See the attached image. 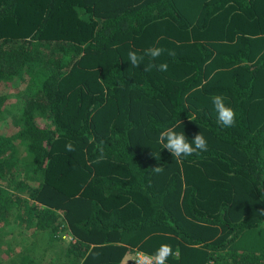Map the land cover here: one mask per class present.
Wrapping results in <instances>:
<instances>
[{
  "label": "trees",
  "instance_id": "trees-1",
  "mask_svg": "<svg viewBox=\"0 0 264 264\" xmlns=\"http://www.w3.org/2000/svg\"><path fill=\"white\" fill-rule=\"evenodd\" d=\"M169 127L207 151L175 158ZM9 213L33 225L0 264H132L165 243L166 264H264V0H0L4 230Z\"/></svg>",
  "mask_w": 264,
  "mask_h": 264
},
{
  "label": "clouds",
  "instance_id": "clouds-1",
  "mask_svg": "<svg viewBox=\"0 0 264 264\" xmlns=\"http://www.w3.org/2000/svg\"><path fill=\"white\" fill-rule=\"evenodd\" d=\"M165 51L166 50L161 47H150L145 49L143 54L138 55L135 50H130L128 52V61H130L132 66L139 67L145 56L155 60L159 58ZM167 51L169 56H176V52L174 50ZM154 66L158 67L160 71L168 70V64L165 62L158 65H146L144 67V71H150ZM212 104L217 113L218 123H220L225 128L233 127L236 122V113L232 107L225 103L224 97L220 95L212 97ZM159 140L163 144V147L166 148L175 158L191 156L193 154H198L199 152L207 151V140L200 132L194 136L191 142H189L184 132L178 133L174 130V128L169 127L160 133ZM103 144L104 142L100 141V143L97 145L99 155L95 161L96 163H99L105 158ZM65 148L68 152L75 151L71 141L65 145ZM153 170L159 173L163 171V168L162 166H157L154 167ZM173 254L174 253L171 245L166 243L161 244L151 257L149 264H166L168 257ZM132 259L136 262V264H145V257L142 253H137L134 257H132Z\"/></svg>",
  "mask_w": 264,
  "mask_h": 264
},
{
  "label": "rangeland",
  "instance_id": "rangeland-1",
  "mask_svg": "<svg viewBox=\"0 0 264 264\" xmlns=\"http://www.w3.org/2000/svg\"><path fill=\"white\" fill-rule=\"evenodd\" d=\"M7 217H8L7 221H9L7 229L6 230L3 229V227H4L3 223H2V225H0V230H1V233L3 234L2 236H0V245L5 246L9 239H13V241H18V243H16V244L21 245L22 242H20V241H22L25 238V236L28 235L27 232H25L23 225L27 226L29 224V226H32L33 222H30L28 219L23 218L22 215L16 216V215H12L9 213V215ZM22 223H24V224H22ZM70 237H71V235H70ZM16 244H13L14 246L9 245L10 249L17 247ZM15 249H17V248H15ZM10 252L12 253L13 251L11 250Z\"/></svg>",
  "mask_w": 264,
  "mask_h": 264
},
{
  "label": "built area",
  "instance_id": "built-area-1",
  "mask_svg": "<svg viewBox=\"0 0 264 264\" xmlns=\"http://www.w3.org/2000/svg\"><path fill=\"white\" fill-rule=\"evenodd\" d=\"M137 253H142V254H144V257H145V264H149V261L151 260V257L153 256L152 254H150V253H146V252H144V251H138ZM137 253H136V254H137ZM136 254H135V255H136ZM132 264H136V262L132 260Z\"/></svg>",
  "mask_w": 264,
  "mask_h": 264
}]
</instances>
